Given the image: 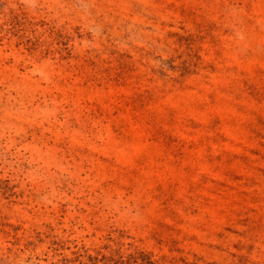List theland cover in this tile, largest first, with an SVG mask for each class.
<instances>
[{
  "label": "rangeland",
  "instance_id": "1",
  "mask_svg": "<svg viewBox=\"0 0 264 264\" xmlns=\"http://www.w3.org/2000/svg\"><path fill=\"white\" fill-rule=\"evenodd\" d=\"M0 264H264V0H0Z\"/></svg>",
  "mask_w": 264,
  "mask_h": 264
}]
</instances>
